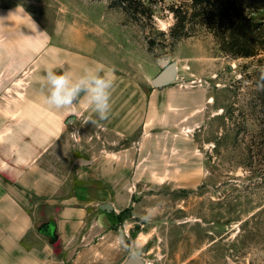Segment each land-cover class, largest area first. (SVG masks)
Returning a JSON list of instances; mask_svg holds the SVG:
<instances>
[{"label": "crops", "instance_id": "0c3cea01", "mask_svg": "<svg viewBox=\"0 0 264 264\" xmlns=\"http://www.w3.org/2000/svg\"><path fill=\"white\" fill-rule=\"evenodd\" d=\"M77 47L55 42L26 6L0 7V264H100L123 238L117 226L128 233L130 218L139 217L135 198L146 189L188 187L202 174L186 158L196 157L204 93L155 88L147 74ZM48 66L74 76L112 70L109 118L92 123L83 101L75 115L48 106ZM7 131L25 135L7 138ZM34 131L47 137H25ZM127 209L132 214L121 218Z\"/></svg>", "mask_w": 264, "mask_h": 264}, {"label": "rangeland", "instance_id": "374dc122", "mask_svg": "<svg viewBox=\"0 0 264 264\" xmlns=\"http://www.w3.org/2000/svg\"><path fill=\"white\" fill-rule=\"evenodd\" d=\"M178 1L147 0L155 22L143 27L111 8L110 0H0V7L26 6L43 18L61 46L97 51L136 76L155 78L177 62L172 85L204 93L202 123L193 132L196 157L186 158L188 169L201 170L200 178L188 187L146 189L135 198L139 217L130 218L128 233L121 225L116 231L138 245L139 254L117 240L100 264H124L131 257L145 264H264V160L250 149L261 140L264 91L257 81L264 55L232 58L205 32L172 46L164 33L174 24L168 9ZM20 134L25 132L7 131V138ZM129 214L131 209L125 217ZM146 215L149 220L142 219Z\"/></svg>", "mask_w": 264, "mask_h": 264}, {"label": "trees", "instance_id": "16d2710c", "mask_svg": "<svg viewBox=\"0 0 264 264\" xmlns=\"http://www.w3.org/2000/svg\"><path fill=\"white\" fill-rule=\"evenodd\" d=\"M111 8L119 9L141 23H154L153 9L147 0H110ZM174 24L168 29L170 44L194 37L202 32L213 35L221 50L232 58H253L264 55V0H180L169 7ZM156 45L155 40L149 42ZM264 117V116H263ZM257 149L264 160V119ZM130 209L121 214V218Z\"/></svg>", "mask_w": 264, "mask_h": 264}, {"label": "clouds", "instance_id": "9594fccd", "mask_svg": "<svg viewBox=\"0 0 264 264\" xmlns=\"http://www.w3.org/2000/svg\"><path fill=\"white\" fill-rule=\"evenodd\" d=\"M43 81L46 89L44 100L51 108L75 115L77 106L83 101L96 117L95 120H91L92 123L109 118L115 81L112 70L104 71L102 68L89 67L74 76L69 71H57L54 66H48L44 70ZM257 89L264 91V69L260 72ZM142 219L149 220L150 216L146 215ZM118 243L126 250L139 254V246L134 242L129 243L124 238H119Z\"/></svg>", "mask_w": 264, "mask_h": 264}, {"label": "water", "instance_id": "95a60500", "mask_svg": "<svg viewBox=\"0 0 264 264\" xmlns=\"http://www.w3.org/2000/svg\"><path fill=\"white\" fill-rule=\"evenodd\" d=\"M179 65L177 62H172L165 69H163L152 81L155 88L167 87L175 83L178 79ZM86 161H77V165L84 166ZM103 210L111 212L112 208L109 205H104ZM124 264H145L140 258L131 257Z\"/></svg>", "mask_w": 264, "mask_h": 264}]
</instances>
